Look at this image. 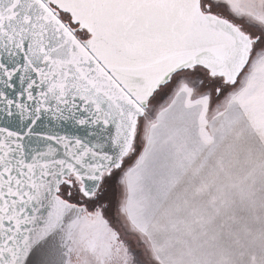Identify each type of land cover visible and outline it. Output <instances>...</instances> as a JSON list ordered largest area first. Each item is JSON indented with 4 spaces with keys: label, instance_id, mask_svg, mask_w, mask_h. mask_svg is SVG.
<instances>
[{
    "label": "snow or ice",
    "instance_id": "1",
    "mask_svg": "<svg viewBox=\"0 0 264 264\" xmlns=\"http://www.w3.org/2000/svg\"><path fill=\"white\" fill-rule=\"evenodd\" d=\"M241 147L264 0H0V264H264Z\"/></svg>",
    "mask_w": 264,
    "mask_h": 264
},
{
    "label": "crops",
    "instance_id": "2",
    "mask_svg": "<svg viewBox=\"0 0 264 264\" xmlns=\"http://www.w3.org/2000/svg\"><path fill=\"white\" fill-rule=\"evenodd\" d=\"M257 161H264V152L252 147H241L232 151L225 150L221 158L216 161L218 167H210L208 170L209 179L217 178V183L222 171L231 173L234 176H246L252 173L253 165ZM222 165V168L219 167Z\"/></svg>",
    "mask_w": 264,
    "mask_h": 264
}]
</instances>
